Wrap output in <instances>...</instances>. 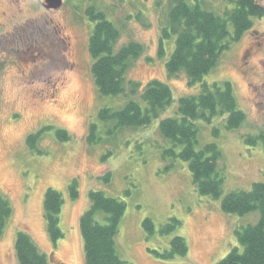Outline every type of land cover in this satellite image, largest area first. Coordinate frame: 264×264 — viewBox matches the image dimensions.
I'll return each mask as SVG.
<instances>
[{
    "label": "rangeland",
    "instance_id": "374dc122",
    "mask_svg": "<svg viewBox=\"0 0 264 264\" xmlns=\"http://www.w3.org/2000/svg\"><path fill=\"white\" fill-rule=\"evenodd\" d=\"M256 1L264 6V0ZM60 2L53 7L48 0H0V194L11 205L0 235V264H19L14 243L23 228L50 264H86L79 220L91 205L93 190L124 202L115 243L119 257L131 264H218L233 248L241 251L236 231L255 224L259 212L228 214L220 204L228 192L249 190L264 180L263 143L259 138L254 144L247 141L264 129V16L253 18L252 28L222 52L201 82L189 85L183 72H166L174 35L163 40L164 53L158 54L172 0ZM187 2L221 16L233 8L224 0ZM91 6L118 28L116 49L130 41L144 46L126 71L124 94L104 96L95 85L87 47L94 26L87 13ZM153 80L169 86L171 103L149 125L119 127L99 118L101 108L119 109L128 100L145 107L140 94ZM130 82L139 84L135 93ZM214 82L231 84L237 108L244 113L234 129L226 128L227 115L194 121L195 147L214 143L221 153L224 181L217 199L199 193L188 162L162 156L170 143L159 132L161 119L179 117L181 97L196 95L201 84ZM59 129L67 139L57 135ZM37 132L31 149L26 137ZM47 188L59 191L63 199V236L55 243L44 217ZM106 218L101 211L94 215L100 224ZM147 218L153 223L151 234L144 226ZM172 219L178 226L161 232ZM175 236L184 238L187 254L164 258Z\"/></svg>",
    "mask_w": 264,
    "mask_h": 264
},
{
    "label": "trees",
    "instance_id": "16d2710c",
    "mask_svg": "<svg viewBox=\"0 0 264 264\" xmlns=\"http://www.w3.org/2000/svg\"><path fill=\"white\" fill-rule=\"evenodd\" d=\"M233 5L224 14L218 15L190 4L187 0H172L167 24L161 29L159 37V55H163V40L174 35V48L165 64L169 76L183 72L189 85L201 82L218 62L223 51L252 28L253 18L264 16V6L256 0H224ZM94 26L88 38L87 47L92 58L91 73L98 92L104 96L126 93V71L131 60L143 53L144 46L130 41L116 49L120 37L118 28L105 17L101 11L92 6L87 10ZM130 90H138L137 82H130ZM140 97L146 106L142 107L135 100H128L121 108H101L98 116L102 121L113 120L119 127H143L158 118L160 113L171 103V90L161 81L147 83ZM179 117H165L159 122V132L169 141L170 146L162 152L164 158L179 157L188 162V168L194 185L199 193L215 199L222 193L224 175L221 171L219 148L208 143L196 148L197 129L194 121L198 118L227 115L226 128L239 127L244 113L237 108L232 86L229 82L222 84H201L199 93L181 97L177 108ZM93 128V127H92ZM40 132L26 137V144L34 149ZM61 139H67L64 130H57ZM93 137L92 130L88 136ZM263 143L264 129L257 137H248L254 144L257 139ZM181 147L176 151L177 147ZM70 196L76 197L75 183L69 185ZM91 205L83 212L79 220L83 240L84 259L86 264H131L122 260L116 250L115 238L118 226L125 211L124 202L106 196L102 191L93 190L89 194ZM62 195L53 188H47L43 198L44 217L50 240L55 243L62 238L59 227V215L62 206ZM221 210L228 214L244 215L258 211L259 219L255 224L247 225L236 231L242 247L233 248L218 264H264V180L254 182L249 190H232L221 199ZM101 211L107 215L104 224L96 222L94 215ZM11 214V205L6 197L0 194V235ZM144 226L149 234L154 230L150 219H145ZM175 219L161 228V232H171L178 226ZM14 249L19 264H50L45 253L41 252L30 234L23 228L16 232ZM187 245L181 236L171 240L164 258L185 256Z\"/></svg>",
    "mask_w": 264,
    "mask_h": 264
},
{
    "label": "water",
    "instance_id": "95a60500",
    "mask_svg": "<svg viewBox=\"0 0 264 264\" xmlns=\"http://www.w3.org/2000/svg\"><path fill=\"white\" fill-rule=\"evenodd\" d=\"M48 2H51V4L56 7H58L60 5V0H48ZM60 2V3H59Z\"/></svg>",
    "mask_w": 264,
    "mask_h": 264
}]
</instances>
